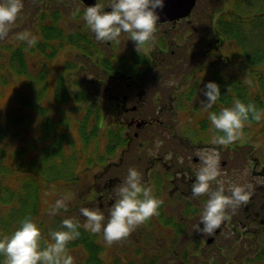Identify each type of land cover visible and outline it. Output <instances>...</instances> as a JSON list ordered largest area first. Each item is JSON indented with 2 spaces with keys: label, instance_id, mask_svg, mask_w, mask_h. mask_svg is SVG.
<instances>
[{
  "label": "flooded vegetation",
  "instance_id": "1",
  "mask_svg": "<svg viewBox=\"0 0 264 264\" xmlns=\"http://www.w3.org/2000/svg\"><path fill=\"white\" fill-rule=\"evenodd\" d=\"M110 2L23 0V10L6 38L11 46L18 42L14 33L28 31L38 38L32 49L39 51L45 75L40 71L25 93L41 108L36 112L37 130H47L43 122L48 129L59 130L67 119L64 125L73 132L76 113L78 120L89 122V136L92 131L98 136V145L90 140L87 154L93 162L89 173L99 180L90 189L99 191L105 223L129 168L140 172L143 185L162 201L158 210L179 216L166 235L153 236L141 228L143 224L126 240L112 246L104 242V260L125 242L141 240L143 247L155 244L148 257L135 259L138 264H264V168L247 176L234 171L218 178L227 180L226 195L237 184L247 187L250 198L235 211L229 209L230 219L219 229L203 235L196 226L208 197L192 195L200 164L197 153L216 148L221 157L223 151L211 140L203 141L201 131L192 126L188 131L173 125L172 117L206 112L200 103L206 100L202 90L221 70L220 0H164L163 10H157L154 40L139 53L127 34L122 33L118 44L100 42L86 26L82 18L86 7L99 3L110 11ZM50 103L67 109L48 107ZM241 157L247 161V155ZM257 177L263 180L255 182ZM153 221L148 229L156 227Z\"/></svg>",
  "mask_w": 264,
  "mask_h": 264
},
{
  "label": "clouds",
  "instance_id": "2",
  "mask_svg": "<svg viewBox=\"0 0 264 264\" xmlns=\"http://www.w3.org/2000/svg\"><path fill=\"white\" fill-rule=\"evenodd\" d=\"M164 6V0H111L108 5L110 11H104L102 5L96 3L86 7L82 18L97 41L118 44L122 33L127 34L139 53L154 40L160 20L157 10H163ZM23 7V0L0 2V41L8 37ZM14 38L24 42L28 49L35 47L38 42V38L28 31L16 33ZM202 93L206 100H201V108L208 112L212 127L222 133L212 137V145L227 146L234 143L242 138L245 122L250 119L260 122L264 118V111L258 110L253 103L246 105L239 99H234L232 107L222 108L218 113L209 111L221 96L220 88L214 82L207 83ZM197 155L200 164L195 171L192 195L193 198L207 195L208 199L196 228L199 233L210 235L230 219L229 209L235 211L248 203L250 192L246 186L232 184L228 189L230 195L225 194L223 181L218 179L221 171L216 148L199 150ZM179 162L183 163V159ZM116 195L106 223L100 209H80V214L85 218L82 225L84 230L91 234H102L108 246L126 240L139 226L157 216L162 204L152 194V189L143 185L141 173L135 168L128 169L126 179L117 188ZM66 200L67 197L57 199L49 214H58L61 209L67 211ZM80 227L78 221L64 219L61 223L64 230L51 232L50 241L42 244L39 227L31 217H26L10 237L0 239V255L5 257L4 264H74L73 257L67 252V245L80 237Z\"/></svg>",
  "mask_w": 264,
  "mask_h": 264
},
{
  "label": "trees",
  "instance_id": "3",
  "mask_svg": "<svg viewBox=\"0 0 264 264\" xmlns=\"http://www.w3.org/2000/svg\"><path fill=\"white\" fill-rule=\"evenodd\" d=\"M220 30L227 39L236 41V46L243 56L242 61L253 75V81L247 84L238 78L225 79L219 76L216 84L220 88L221 96L209 111L218 113L222 108H230L234 99H239L246 105L253 103L258 110L264 111V0H230L229 10L221 17ZM9 50L10 52H7L8 45L3 40L0 41V66L10 65V71L21 81L24 78L35 80L37 75L32 77L31 70L26 65L21 46H10ZM8 56H10L9 60H7ZM6 71H0V75L2 72L6 73ZM30 90L28 88V91ZM34 102L35 104L32 107L35 110L37 109L36 112H38L41 108L37 106L35 99ZM29 109L32 111L31 107ZM76 122L78 130H76L73 140L70 131L61 129V131L55 132L56 134L53 133V137L50 138L53 141L48 143L42 155L36 157L37 152L31 153L35 155H31L32 157L29 160H23L17 164L13 172L10 169H1L4 174L13 173V176L20 177L13 180V182L0 184V239L5 236L10 237L21 226V221L26 217H31L39 227L42 244L46 241L47 235L50 238L47 225L50 216L49 210L54 203H47L48 206L46 207L43 202L48 187L54 183H73L82 179L81 167L89 165V161L87 162L85 159L86 143L89 141L88 133H85L88 122L78 120ZM19 124L21 126L22 122H19ZM14 125V123H9L2 127L0 139L5 134H10V138L12 137L17 142L22 134L18 136L14 133ZM198 125L197 131H201L200 134L203 140L211 139L212 132L215 135L222 134L212 127L208 119V112L201 118ZM48 131L51 130L48 129ZM252 132L260 134L264 139V118L260 122L251 119L245 122L243 135ZM92 134H94V131H92ZM76 135H78L83 146H80ZM42 141L46 142V137H43ZM65 144L67 146H64ZM6 145L15 148L14 155L17 160L18 158L23 159L26 155L30 156L23 147H13L7 143ZM32 145L35 147L34 150L38 149L36 144L33 143ZM68 145L73 149L71 154L67 153L69 150ZM1 160L2 155L0 154V164ZM50 171H58L57 176L51 175ZM79 173L80 178L76 177ZM7 177L12 179V174ZM12 184L16 187L23 185L21 190H18L24 195L23 197L13 193V190L8 187ZM14 205L19 206V208H14ZM78 207V204H72L68 212L76 211ZM81 217L83 216L80 214L76 218L83 219ZM60 230L64 229L60 226ZM78 231L81 233L80 237L67 245L68 254L71 255L74 248L76 254L81 255L83 264H103V260L99 256L101 247L97 245L96 237L87 235L82 225ZM49 238L48 241H50ZM4 261L5 257L0 255V264H4Z\"/></svg>",
  "mask_w": 264,
  "mask_h": 264
},
{
  "label": "rangeland",
  "instance_id": "4",
  "mask_svg": "<svg viewBox=\"0 0 264 264\" xmlns=\"http://www.w3.org/2000/svg\"><path fill=\"white\" fill-rule=\"evenodd\" d=\"M230 8V0H220V15H222L224 12L222 11H227ZM222 12V13H221ZM16 23L12 26L14 27ZM16 35V33H14ZM220 35L223 36L221 30H220ZM7 40V39H6ZM8 41V40H7ZM20 44V42H17ZM9 52V50L7 51ZM28 53V51H26ZM220 56L222 60L220 63L223 64L221 66V70L225 73L227 76H233L231 78H238L244 81L247 84H250L253 81V75L249 73L247 68L245 67L244 62L242 61L243 56L241 55L240 50L236 46V41H229L227 42V38L225 39L224 43L220 45ZM225 57H230L231 62L227 63ZM10 59V56H8L7 60ZM26 65L29 70H31V75L36 76L39 74V72L43 69L40 67V60L37 57V53L34 52L33 54H29V56L25 59ZM10 65H6L5 67L0 66V71L2 70H7L6 73H3L0 75V127H4L7 124V120L10 119V116L12 117L14 121V133L17 134L18 136H21L20 139L15 142L13 138L11 137L9 141H6L7 144L10 146L16 147L20 146L23 147L29 154L26 155L23 159L18 158L14 155L15 153V148L8 147L6 143L4 144L5 139L1 138L0 139V154L2 155V160L0 164V184H6L7 182H13V180H17L18 177L20 176H13L12 173V179L11 177H7L11 173L4 174L1 169H10L13 172L14 167L21 163L23 160L27 161L29 160L30 157H32L35 154L31 153H36V157L40 156L43 152V150L46 148L48 143L52 142L53 140H49V136H47L48 131H40L37 130L36 126L34 125L33 127L31 126H26L22 127L20 126L19 122H22L26 119L27 115L32 117L29 120L30 124H35L38 120L36 114V110L32 107V105L35 104V102L27 97L25 93H29L28 90H26L20 80L17 76H15L14 73H12L9 69ZM54 68H50V70H53ZM49 76H51L52 71H48ZM42 75H45L44 72L42 71ZM251 75V76H250ZM25 90V91H24ZM24 91V93L22 92ZM23 94L22 99H20L21 95ZM26 100V101H25ZM29 103V106L32 108V112H30V109L28 107H25ZM51 106L48 107H53L55 109L61 108V109H67V105H60L58 106L56 104L50 103ZM75 119H80V117L75 113ZM174 119V122L176 128H186L189 129L191 126L197 125V121L199 116H184V115H178L175 117H172ZM36 120V121H35ZM39 121V120H38ZM62 123H66L68 125V120L63 119ZM44 127L48 130L46 124L43 122ZM76 124V123H75ZM42 128V126H41ZM52 128V126H51ZM49 128V129H51ZM63 128V127H62ZM68 128V127H67ZM66 128H63L65 130ZM78 130V127H77ZM74 134L76 133V129L73 131ZM88 132V127L86 128L85 133ZM8 136V134H7ZM46 137V142L42 141L43 137ZM77 139L80 142V146H83L82 142L79 140L78 135ZM42 137V138H41ZM41 138V140H40ZM8 140V138H7ZM264 139L262 136L256 132L250 133L248 136H243L241 139H239L238 144L242 146L240 148L242 151L241 153H236V152H230L231 156L235 155V158H230L228 156V150H225L224 146H221V149L223 150V154L220 157V160H225L226 164L220 167L221 175L226 172H240L243 173L247 176V173L250 171H261L262 167H264V148H263V141ZM36 144L38 147L37 150H34L35 147L32 144ZM64 146H67L66 144ZM253 147V150L250 152V154L247 157V161L241 157L242 153L247 154L249 149ZM89 150V149H87ZM90 151V150H89ZM67 153H71L70 151ZM32 155V156H31ZM255 163H253V162ZM246 162V163H244ZM251 163L254 165V167H251ZM10 171V172H11ZM51 175L57 176L58 171H53L51 172ZM84 176V175H83ZM76 177L80 178V175L77 174ZM261 178V177H260ZM224 183L227 182L226 179H220ZM263 179H259L258 177L255 178V182H260ZM92 181L91 178L88 177H83L80 180H77L75 183H54L52 186L48 187L46 194L43 197V202L45 206L47 207V203H54L56 202L57 199H61L64 197H67V200L65 201L67 204V211L64 209L59 210L58 214L51 215L48 218V232L51 233L53 231H60V225L59 220L63 221L64 219H71L73 218L74 221H78L82 225L85 223V218L81 217L83 219H77L80 214V209L82 207H88V208H98L97 207V199L92 198L89 196L87 193L90 189H87L91 185ZM99 185V180H95L94 182V187H97ZM23 185L16 187L14 184L8 186L11 190H13V193L23 197L24 195L19 192L18 190H21ZM17 189V190H16ZM29 189V187H28ZM153 189H156V184H153ZM98 189H92V193L96 194ZM84 196V198H82ZM86 197V198H85ZM113 197V196H112ZM19 199V198H18ZM160 200V199H159ZM77 203L79 205L78 209L76 211L72 210L68 212V210L71 208L72 204ZM90 203V204H88ZM14 208H19V206H15ZM109 211L107 212V215L109 216ZM101 210V209H100ZM59 219V220H58ZM58 220V221H57ZM47 223V222H46ZM52 230V231H51ZM143 237H147L146 234H138ZM49 236L47 235L46 241H48ZM50 239V238H49ZM42 243V242H41ZM143 247V242L141 240H135L133 243H127L125 242L120 248H117L115 250V253L119 255V257H124L121 258L123 261H129L132 260L135 257V254L138 250H141ZM146 251L144 253L139 254V256H149V249L150 246L145 247ZM76 250L73 248V251L71 252V256L74 259V264H83L84 262L81 260V255L76 254ZM115 257L110 254L105 257L106 262H111L113 261Z\"/></svg>",
  "mask_w": 264,
  "mask_h": 264
}]
</instances>
